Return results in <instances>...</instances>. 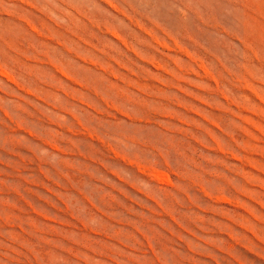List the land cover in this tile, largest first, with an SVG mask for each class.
<instances>
[{
    "label": "rangeland",
    "instance_id": "1",
    "mask_svg": "<svg viewBox=\"0 0 264 264\" xmlns=\"http://www.w3.org/2000/svg\"><path fill=\"white\" fill-rule=\"evenodd\" d=\"M0 264H264V0H0Z\"/></svg>",
    "mask_w": 264,
    "mask_h": 264
},
{
    "label": "bare ground",
    "instance_id": "2",
    "mask_svg": "<svg viewBox=\"0 0 264 264\" xmlns=\"http://www.w3.org/2000/svg\"><path fill=\"white\" fill-rule=\"evenodd\" d=\"M163 176V175H162Z\"/></svg>",
    "mask_w": 264,
    "mask_h": 264
}]
</instances>
